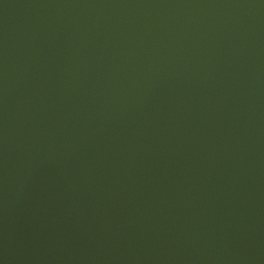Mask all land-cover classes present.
<instances>
[{
	"label": "water",
	"instance_id": "1",
	"mask_svg": "<svg viewBox=\"0 0 264 264\" xmlns=\"http://www.w3.org/2000/svg\"><path fill=\"white\" fill-rule=\"evenodd\" d=\"M0 264H264V0H0Z\"/></svg>",
	"mask_w": 264,
	"mask_h": 264
}]
</instances>
